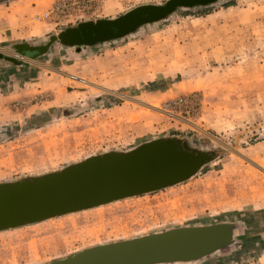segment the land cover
<instances>
[{
	"label": "rangeland",
	"instance_id": "374dc122",
	"mask_svg": "<svg viewBox=\"0 0 264 264\" xmlns=\"http://www.w3.org/2000/svg\"><path fill=\"white\" fill-rule=\"evenodd\" d=\"M167 1L0 0V53L16 59L7 46ZM227 1L235 5L180 12L94 52L27 61L30 70L0 62V129H12L0 145V183L164 137L221 154L161 192L1 232L0 264H45L254 211L264 218V0ZM234 253L207 263L264 264V222Z\"/></svg>",
	"mask_w": 264,
	"mask_h": 264
},
{
	"label": "water",
	"instance_id": "95a60500",
	"mask_svg": "<svg viewBox=\"0 0 264 264\" xmlns=\"http://www.w3.org/2000/svg\"><path fill=\"white\" fill-rule=\"evenodd\" d=\"M227 3L168 0L161 5H143L117 18L67 27L41 42L7 46V52L19 59L0 53V62L8 68L22 69L28 67L27 61L60 57L62 52H94L122 42L146 26L169 21L180 12H202ZM11 132L8 127L0 129V145ZM220 156L218 151L194 145L188 138L164 137L128 151L94 155L42 175L1 182L0 233L161 192L193 179ZM253 213L240 219L178 226L99 244L45 264H209L216 257L235 254L245 230L264 222L256 211ZM261 214L264 217V212ZM238 262L235 257L232 264Z\"/></svg>",
	"mask_w": 264,
	"mask_h": 264
},
{
	"label": "trees",
	"instance_id": "16d2710c",
	"mask_svg": "<svg viewBox=\"0 0 264 264\" xmlns=\"http://www.w3.org/2000/svg\"><path fill=\"white\" fill-rule=\"evenodd\" d=\"M235 5V1L231 2V3H228L227 5H225V8H229V7H232ZM212 11L208 10V11H204L202 13H199L198 16H204V15H208L210 14ZM188 15H191V14H188Z\"/></svg>",
	"mask_w": 264,
	"mask_h": 264
},
{
	"label": "crops",
	"instance_id": "0c3cea01",
	"mask_svg": "<svg viewBox=\"0 0 264 264\" xmlns=\"http://www.w3.org/2000/svg\"><path fill=\"white\" fill-rule=\"evenodd\" d=\"M22 70H30V67H26L25 69H22Z\"/></svg>",
	"mask_w": 264,
	"mask_h": 264
}]
</instances>
